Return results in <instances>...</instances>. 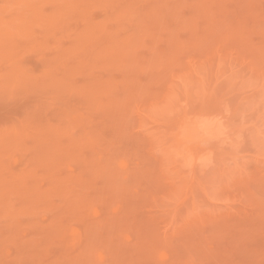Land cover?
Returning a JSON list of instances; mask_svg holds the SVG:
<instances>
[{"label":"rangeland","instance_id":"1","mask_svg":"<svg viewBox=\"0 0 264 264\" xmlns=\"http://www.w3.org/2000/svg\"><path fill=\"white\" fill-rule=\"evenodd\" d=\"M0 264H264V0H0Z\"/></svg>","mask_w":264,"mask_h":264}]
</instances>
